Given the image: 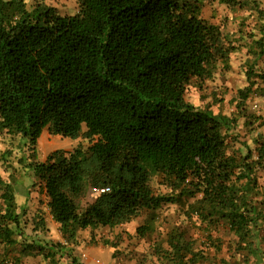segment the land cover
Returning <instances> with one entry per match:
<instances>
[{"label": "trees", "instance_id": "obj_1", "mask_svg": "<svg viewBox=\"0 0 264 264\" xmlns=\"http://www.w3.org/2000/svg\"><path fill=\"white\" fill-rule=\"evenodd\" d=\"M76 3V13L61 15L40 3L27 9L23 0H0V133L26 140L29 157L45 129L74 140L84 126L90 142L86 150H54L44 162L26 164L62 241L25 233L13 185L0 178V264L28 257L86 264L67 247L78 232L127 224L164 203L182 207L206 235L197 247L184 227L170 228L164 246L153 244L159 264H204L203 249L217 250L206 241L220 223L237 239L239 259L231 264H264V185L257 176L264 172V137L253 151L229 152L224 133L231 121L184 99L192 79H210L219 64L227 69L236 47L187 1ZM252 75L237 92L241 112L255 99ZM253 78L264 84V72ZM151 175L168 194L152 193ZM85 179L109 191L80 211L74 197ZM31 223L32 233L45 230L42 218ZM150 229L142 224L136 235Z\"/></svg>", "mask_w": 264, "mask_h": 264}, {"label": "rangeland", "instance_id": "obj_2", "mask_svg": "<svg viewBox=\"0 0 264 264\" xmlns=\"http://www.w3.org/2000/svg\"><path fill=\"white\" fill-rule=\"evenodd\" d=\"M187 1L199 9V16L217 25L226 40H229L236 50L229 55L228 68L218 69L210 79H192L186 87L184 99L194 107L211 111L214 115L225 116L231 121L226 131L225 140L229 152L253 151L257 136L264 137V84L260 79L253 78L264 72V0H236V5H227L220 0H179ZM27 9L35 3L54 7L61 15H73L77 11L76 0H23ZM263 36V37H261ZM262 38V39H261ZM262 41V49L255 43ZM263 51V52H261ZM251 71L255 82L251 96L258 102V110L251 108V102L245 103V110L236 108L237 92L248 86L246 75ZM251 97V100H252ZM82 127L80 135L72 140L57 135L45 133L37 141L35 154L29 157L31 150L26 140L19 135L0 133V178L4 184H12L14 198L25 222V233L44 241H62L56 223L52 221L46 207V197L39 186V180L34 177L26 164L31 161L44 162L54 150L65 153L72 152L77 146L86 150L90 145L84 138ZM29 157V158H28ZM258 182L264 185V172L258 174ZM149 187L154 195L169 193V189L159 183L158 176L151 175ZM99 187L90 185L87 179L83 182L81 193L74 197L77 208L82 211L98 196L95 192ZM192 201V200H189ZM183 208L176 204H162L155 210L143 209L138 217L122 226L98 227L78 232L74 244L67 246L72 254L86 264H159L158 256L153 254V244L164 246L165 234L170 228L182 226L185 228L187 241L198 247L205 240L206 231L198 229L194 219L188 222L183 216ZM36 216V217H34ZM42 218L45 230L31 232L32 219ZM148 224L150 231L142 238L136 235V228ZM236 237L229 232L227 226L220 223L210 230L211 243L217 248L206 247L204 264H231L236 254ZM159 244V245H160ZM264 246V245H263ZM204 248V247H202ZM39 257L23 258L21 264H45ZM60 264H66L64 261Z\"/></svg>", "mask_w": 264, "mask_h": 264}, {"label": "built area", "instance_id": "obj_3", "mask_svg": "<svg viewBox=\"0 0 264 264\" xmlns=\"http://www.w3.org/2000/svg\"><path fill=\"white\" fill-rule=\"evenodd\" d=\"M254 97V96H253ZM255 98V97H254ZM262 100H264V96H262ZM257 100L256 99H253V101L251 102V108L253 110L257 109L258 105H257ZM109 189L107 187H102V188H98L95 190L96 194L97 195H100V194H103V193H106L108 192Z\"/></svg>", "mask_w": 264, "mask_h": 264}, {"label": "crops", "instance_id": "obj_4", "mask_svg": "<svg viewBox=\"0 0 264 264\" xmlns=\"http://www.w3.org/2000/svg\"><path fill=\"white\" fill-rule=\"evenodd\" d=\"M45 133H48L47 129H45V130L42 131V133H41V135H40L38 141H40V140L43 138V136H44ZM56 226H57V228H58V225H57V224H56ZM119 226H122V225H119ZM58 231H59V230H58ZM84 231H87V230H84ZM58 241H59V240H58ZM109 264H111V263H109Z\"/></svg>", "mask_w": 264, "mask_h": 264}]
</instances>
